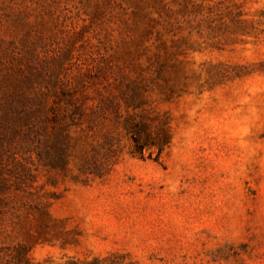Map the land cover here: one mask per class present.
I'll return each mask as SVG.
<instances>
[{
	"label": "rangeland",
	"instance_id": "374dc122",
	"mask_svg": "<svg viewBox=\"0 0 264 264\" xmlns=\"http://www.w3.org/2000/svg\"><path fill=\"white\" fill-rule=\"evenodd\" d=\"M0 264H264V0H0Z\"/></svg>",
	"mask_w": 264,
	"mask_h": 264
},
{
	"label": "trees",
	"instance_id": "16d2710c",
	"mask_svg": "<svg viewBox=\"0 0 264 264\" xmlns=\"http://www.w3.org/2000/svg\"><path fill=\"white\" fill-rule=\"evenodd\" d=\"M134 140L136 142V146L139 150L143 149L144 148V145L141 143V139H140V136L138 135H135L134 136Z\"/></svg>",
	"mask_w": 264,
	"mask_h": 264
}]
</instances>
